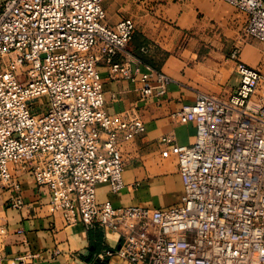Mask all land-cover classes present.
Here are the masks:
<instances>
[{
    "label": "built area",
    "instance_id": "obj_1",
    "mask_svg": "<svg viewBox=\"0 0 264 264\" xmlns=\"http://www.w3.org/2000/svg\"><path fill=\"white\" fill-rule=\"evenodd\" d=\"M105 1L7 0L0 7V180L11 206H24L14 165L48 187L68 225L119 236V248L99 256L100 264L113 256L128 264H264V72L247 64L238 67L233 93L198 92L177 114L196 125L193 144L162 139L163 157L178 159L184 190L177 204L98 202L99 185L114 194L124 188L122 148L146 130L135 112H106L99 66L112 79L140 74L142 99L163 98L172 81L162 72H132L128 55L121 61L136 24L111 25ZM220 1L244 13L247 35L264 41V0ZM7 235L0 226V239ZM36 258L0 254V264Z\"/></svg>",
    "mask_w": 264,
    "mask_h": 264
},
{
    "label": "crops",
    "instance_id": "obj_2",
    "mask_svg": "<svg viewBox=\"0 0 264 264\" xmlns=\"http://www.w3.org/2000/svg\"><path fill=\"white\" fill-rule=\"evenodd\" d=\"M127 5H135L142 15V22L144 19L140 24L138 16L131 15L136 32L148 36L155 34L157 47L169 52L163 73L172 81L163 98L142 99L140 74L136 75V81L121 77L112 79L109 68L103 64L99 66L105 86L106 112L111 115L135 112L143 120L146 130L122 148L124 188L114 194L108 184H101L97 188V199L100 203L111 202L114 207L167 208L180 201L184 189L178 159L174 154L163 157L168 146L162 139L168 137L182 146L193 144L196 125L181 123L177 114L185 105L194 103L198 92L220 96L223 90L228 88V92L233 93L237 87L233 86L237 74L234 66H218L217 74L208 76L191 56L201 47L202 41L213 45L210 31L233 24V10L220 0H113L112 4L105 1L103 6L111 25L127 16L122 15ZM129 49L123 57L131 58L132 72L146 73L155 66L142 58L140 48ZM236 82H239L238 77ZM10 170L19 182L24 206L13 208L9 191L1 195L5 206L2 205L0 210V223L8 229V235L0 239V254L8 259L36 254L37 258L29 264H100L97 262L99 256L119 248V236L113 232H105L98 226L88 227L81 222L68 225L63 212L51 205L48 187L39 186L31 175L14 165ZM102 264L128 262L113 256Z\"/></svg>",
    "mask_w": 264,
    "mask_h": 264
},
{
    "label": "rangeland",
    "instance_id": "obj_3",
    "mask_svg": "<svg viewBox=\"0 0 264 264\" xmlns=\"http://www.w3.org/2000/svg\"><path fill=\"white\" fill-rule=\"evenodd\" d=\"M4 2H6V0H0V7L4 4ZM107 2L112 4L113 0H106V3ZM227 5L233 10V24L228 27H216L210 31L209 37L213 40V45L208 41H202L201 47L196 49L193 54L191 53L194 63L198 65L203 73L208 76H215L217 74L218 66L226 64L234 66L235 73H237L238 67L241 64H247L264 72V41H259L248 36L245 31L247 16L231 5ZM125 11H122L124 12L122 15L127 14V16H124L122 19L130 18L135 22V20L131 18V15H135L138 16L137 18L140 20V24L144 23V19L142 22V15H139V11L135 5H127ZM151 34V36H148L141 31H137L135 38L128 45L126 52L130 50L129 47L135 50L140 48L141 54H143V56L141 55L142 58L156 66H151V70L163 73L165 72L163 68L167 65L168 59L170 58L169 52L163 50L161 47L158 48L156 42L154 41L155 34ZM235 51H237V59L232 58V54ZM189 55L190 52H188V56ZM121 61L126 62L127 58L122 57ZM171 66L172 64L170 67ZM236 77L239 79V76L236 74L233 82V86L235 87L238 85L237 82L235 83ZM228 91L229 89L227 88V91L223 90V92L219 95L221 97H226L232 93ZM37 105L39 109H41L43 101L39 100ZM126 113H128V111L112 115L119 117L125 115ZM2 185L3 182L0 180V210L2 205L5 206V203H2L1 195L8 191V188H2Z\"/></svg>",
    "mask_w": 264,
    "mask_h": 264
}]
</instances>
